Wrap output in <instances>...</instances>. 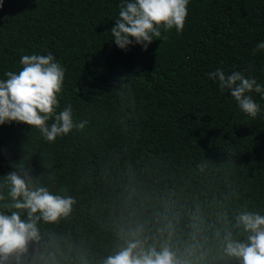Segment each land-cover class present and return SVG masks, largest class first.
<instances>
[{"label":"trees","instance_id":"1","mask_svg":"<svg viewBox=\"0 0 264 264\" xmlns=\"http://www.w3.org/2000/svg\"><path fill=\"white\" fill-rule=\"evenodd\" d=\"M121 3L3 0L0 80L23 55L50 52L65 68L57 111L71 104L74 123L87 121L54 143L0 125V211L11 171L75 200L69 216L37 222L23 264H102L137 231L191 264H236L222 254L226 231L243 240L237 215H264V100L251 93V118L208 74L264 85V0H189L183 31L162 30L146 51L111 41Z\"/></svg>","mask_w":264,"mask_h":264},{"label":"clouds","instance_id":"2","mask_svg":"<svg viewBox=\"0 0 264 264\" xmlns=\"http://www.w3.org/2000/svg\"><path fill=\"white\" fill-rule=\"evenodd\" d=\"M188 4L189 0H122L118 18L108 30L113 37L111 41L121 50L139 45L146 51L154 40H159L154 37L160 38L162 30L183 31ZM2 7L3 0H0ZM260 50H264V42L256 45L254 53ZM20 64L22 70L18 74L9 71L5 73L7 78L0 80V125L25 124L37 129L48 143H54L74 128L83 130L87 121L74 123L71 104L57 111L65 68L55 57L50 52L23 55ZM208 78L218 80L221 92L227 90L242 113L251 118L260 113L261 106L251 93L260 94L264 100V85L255 78H246L239 71L225 74L221 69L209 73ZM6 183L12 203L4 205L8 212L0 211V264H23L29 245L41 239L37 222L55 223L69 216L75 200L33 184L32 177L22 171L9 172ZM3 199L0 195V200ZM20 210L26 212V219L21 218ZM235 227L242 230L244 239H236L231 231H226L223 256L236 264H264V215L242 212L236 217ZM139 236V231L131 233L132 238L118 244L102 264H191L179 257L168 241L159 248L155 244L146 247V239Z\"/></svg>","mask_w":264,"mask_h":264}]
</instances>
